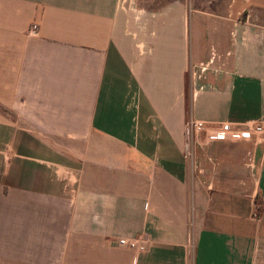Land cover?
Listing matches in <instances>:
<instances>
[{"label": "crops", "instance_id": "0c3cea01", "mask_svg": "<svg viewBox=\"0 0 264 264\" xmlns=\"http://www.w3.org/2000/svg\"><path fill=\"white\" fill-rule=\"evenodd\" d=\"M211 4L0 0V264H264V134L185 133L264 126V0Z\"/></svg>", "mask_w": 264, "mask_h": 264}, {"label": "built area", "instance_id": "2783aa9c", "mask_svg": "<svg viewBox=\"0 0 264 264\" xmlns=\"http://www.w3.org/2000/svg\"><path fill=\"white\" fill-rule=\"evenodd\" d=\"M32 34L37 33V26L33 25ZM185 133L191 141H194L202 133L207 136L208 142H249L264 134V126L258 123H249L245 128H241L233 123H224L219 128L209 129L207 123L200 120H190L186 124ZM188 144L187 149L190 148ZM121 244H125L121 241ZM143 249V248H142Z\"/></svg>", "mask_w": 264, "mask_h": 264}, {"label": "rangeland", "instance_id": "374dc122", "mask_svg": "<svg viewBox=\"0 0 264 264\" xmlns=\"http://www.w3.org/2000/svg\"><path fill=\"white\" fill-rule=\"evenodd\" d=\"M196 3L198 5H200L201 7H204V6H208L211 4V7L214 9L215 12L217 13H222L223 11H221V7L223 8L224 7V4L226 3L227 0H195ZM218 9V10H217ZM252 142V141H251ZM230 143H242V142H230ZM245 143H250L249 142H245ZM205 148H207V146H195L194 144L190 146L189 149H186L187 153H188V156H189V159L191 160L192 162V166H193V169H194V173L196 174L197 177H204L205 175V171L202 172V170H205L204 169V166H206V164L208 163L209 165H212L207 159H208V152L205 151ZM207 150V149H206ZM217 171V170H216ZM216 171H214L215 173L213 174L214 175V178L220 182L221 178L219 179V174L216 173ZM204 181V184L207 185L208 183ZM248 182H249V187H248V190L249 191H253L254 189V186L256 184V177H255V171L251 170L250 168V175H249V178H248ZM207 189L208 191H214L215 190V187L213 186V184L210 182L208 185H207ZM225 190H229V188L225 189ZM234 190V189H232ZM218 191H220L218 189Z\"/></svg>", "mask_w": 264, "mask_h": 264}]
</instances>
